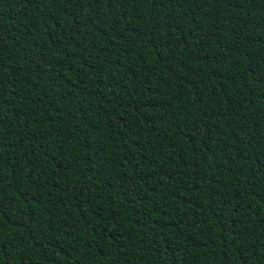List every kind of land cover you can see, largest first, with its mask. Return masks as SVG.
Here are the masks:
<instances>
[{"label":"trees","instance_id":"1","mask_svg":"<svg viewBox=\"0 0 264 264\" xmlns=\"http://www.w3.org/2000/svg\"><path fill=\"white\" fill-rule=\"evenodd\" d=\"M0 264H264V0H0Z\"/></svg>","mask_w":264,"mask_h":264}]
</instances>
